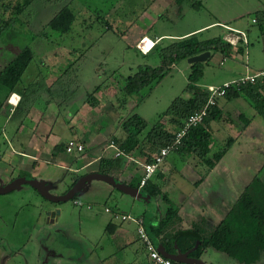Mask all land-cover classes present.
Instances as JSON below:
<instances>
[{
    "label": "crops",
    "instance_id": "crops-1",
    "mask_svg": "<svg viewBox=\"0 0 264 264\" xmlns=\"http://www.w3.org/2000/svg\"><path fill=\"white\" fill-rule=\"evenodd\" d=\"M174 1L155 0L157 3H167L169 6ZM180 10L178 9V12L175 14L176 16ZM257 11H264V4L255 7L253 12ZM241 15L234 14L228 19L236 20ZM253 18L255 16H252L247 21L246 28H242L238 24V21H234V25H227L224 22L225 20H223L199 25L181 34L151 36L143 32L136 38L134 45L138 49L136 44L141 39H144L143 47L147 49L150 43H152L151 48L147 51L149 53L154 45H159L164 39H182L190 36L192 33L198 34L200 31L209 29V27L212 28L211 26L215 24L221 25L228 31L231 29L242 32L245 35L246 44H244L243 39H240L236 45L232 46L228 56L217 52L212 54L209 59L208 63L211 62L219 66L230 62L226 65L224 75H222L217 83L209 82L203 84L205 87L220 86L234 81L245 74L264 71L262 65L250 68L243 64V55L247 52V45L249 44V34L257 35L256 32L252 31L253 26L258 30L259 36H262V48L264 50V26L260 27L257 23H252L251 20ZM231 35L232 32L229 31L221 37L226 40ZM253 47L252 50L254 49ZM141 54L146 56L145 53ZM43 61L37 64L39 67L36 66L27 76L31 63L28 65L25 70L27 72H24L21 82L7 98L8 116L12 119L16 117L20 120L15 123L12 132L8 136L2 134L3 144L6 148L5 150H2V147L0 148V185L16 177L25 176L44 181L49 189L52 187L51 191L57 192L55 195H60L79 176L85 173L99 172V162L101 159L121 157L120 168L113 170L108 175H111L117 182L138 188L142 196H130L98 180L86 183L72 199L74 205L83 207V204L76 199L77 196H89V199L94 202H97L95 200H98L101 196H108L112 198L113 204L108 205L106 203L102 209L99 206L96 207L97 209L95 208L96 210L90 205H86V209L82 210L80 217L76 219L80 222L79 224H84V229H79L78 234L71 232L70 226H72V222L62 221V210L60 205H57L60 203H52L53 205L44 211L46 227L38 230L42 233V243L40 245L42 252L41 254L38 252L34 254L33 261L35 263L152 264L138 239L136 223L129 220L122 221L119 215H130L137 219L140 218L143 220L145 228H152L155 231L168 208L167 203L163 199V196L166 197L177 207L178 212L173 225L163 230L156 238L163 246L168 243L171 244L170 248H173V250L174 247L180 249L176 245V241H172L171 239V242H169L167 238L170 234L172 235L176 231L192 229L195 225L201 230L216 226L225 217L244 187L253 177L251 176L249 179L248 177L243 178L244 173L239 168H236V166L233 167V164L227 160V154L233 145L240 143L239 141L246 134L252 135L250 134L252 122H248L242 125L241 134L240 136L238 135L239 139L230 136L234 139L233 144L222 158L215 162L211 169H207L194 156H183L178 161H167V158H164L162 163L157 167V170L147 180L152 187H159L161 194L155 196L145 194L142 191L143 186H139L143 173L141 165L145 163L147 156L152 159L158 148L149 152L148 146L143 145L131 154L116 156V150L119 149L115 140L123 139L124 134L121 126L112 133L113 127L111 123L117 120L115 118L118 116V112L116 107H113L110 104V100L106 98L110 88L108 86L103 88L100 86L101 84H98L91 90V92L93 91L92 99L97 104H89L88 95L90 92H87L86 98L79 108L74 111H67V113H65L66 109L61 112L60 106H65L69 101H71L69 103L73 104L74 101L72 100L78 93L75 92V89H71L65 93L67 98L64 101L60 100L61 91L59 90V86L61 85V88H65L64 76L66 70H55V68H52L49 74H44L40 66L47 65ZM187 65L189 69L190 64L188 62ZM37 83H43L45 87L39 90L35 87ZM32 86L34 87L32 88ZM97 86L100 87L97 88ZM50 89H55V92L54 90L53 92L49 91ZM25 91L27 106L24 111H26V116L23 117L21 114L13 115V111L20 101L21 93ZM41 99L43 101L42 104L40 103ZM16 100L17 104L15 106L11 104V102H15ZM232 101L246 103L241 98ZM223 102L224 99L218 102L221 109L225 105V102ZM39 103L41 107H39ZM226 113L227 116L224 118L227 117L228 121H235V117L239 115V117H243L237 111L234 112L235 117L231 116L229 112ZM59 115H62V119L57 123ZM231 117L233 119H230ZM223 122L226 125L227 121ZM227 126L228 124L222 128L225 127L226 129L224 128V130L227 131ZM69 140L81 144L83 150L79 153H67L65 145ZM213 142H211L210 148H213ZM111 144L113 146H110ZM45 164H51L58 168L62 174L61 179L47 174L50 172H45ZM65 173H68V175L63 176ZM65 178H69V180L65 181L64 186L60 188L58 181L62 182ZM68 181L69 185L67 188H64ZM242 184L244 185L243 188L240 186ZM220 189H223L224 192ZM85 223H87L86 226ZM96 233H100V237L97 238ZM172 237L169 236V238ZM220 253L226 255L209 247L203 250L199 258L204 264H212L211 261Z\"/></svg>",
    "mask_w": 264,
    "mask_h": 264
},
{
    "label": "rangeland",
    "instance_id": "rangeland-1",
    "mask_svg": "<svg viewBox=\"0 0 264 264\" xmlns=\"http://www.w3.org/2000/svg\"><path fill=\"white\" fill-rule=\"evenodd\" d=\"M69 1L35 0L24 15L11 21L10 12L5 13L2 9L3 3H7L8 0H0V25L10 21L0 30V69L18 49L29 46L34 58L28 68L27 76L36 66L39 67L37 64L42 63L43 60L48 66H40L44 74H49L52 68L66 70L65 88L59 86L61 91L59 98L64 101L67 98L65 93L71 89H75L78 94L72 100L73 104L69 101L65 106H60L61 112L66 109L65 113L79 108L86 98V93L91 92L94 86L98 84H103V88L108 86L110 91L106 98L118 112L115 118L117 120L111 123L112 133L121 126L125 118L132 114H137L149 126L156 122L166 123V118L161 119L159 116L175 98L186 97L182 91L189 73L187 60H180L173 64L170 71L150 88H144L138 94L131 96H121L125 79L135 72L137 66L161 64L156 50L146 56L136 50L134 44L141 33L146 32L151 36L181 34L208 22L223 20L227 25H234L233 22L238 21L242 28H246L247 21L254 16V8L264 4V0H175L170 3V6L167 3H157L155 0ZM164 1L167 2V0ZM68 2L75 13L71 30L66 34H59L46 28V22L53 12L64 4L68 5ZM178 9L181 10L176 16ZM234 14L242 15L236 20L228 19ZM211 27L198 34H192H196L199 39H209L221 37L229 32L219 24ZM252 31L258 36L249 34V44L247 52L243 55V64L250 68L261 65L264 67L262 36H259L254 26ZM170 41L164 39L159 45L164 46ZM229 63L226 62L225 65L220 66L211 62L204 64L201 85L209 82L217 83L224 75L226 65ZM42 102L41 99L40 103ZM222 107L223 111L229 112L233 117L236 111L243 113L244 117L236 116L235 121L224 118L223 121H227L226 125L228 124L227 131L224 130L225 127L222 128L226 126L223 121L214 126L212 134L214 146L209 154L212 156L223 147L228 134L239 139L244 119H250L252 135L246 134L239 141L240 143L234 144L227 154V160L233 164V167L236 166L244 173L243 178L249 179L261 170V180L264 181V120L255 114L253 108L242 101L225 103ZM5 112L0 113V148L2 147V150L6 148L3 144V135L8 136L15 123L20 120L16 117L12 119ZM61 119L62 115H59L57 123ZM166 158L167 161L181 159L175 152L169 153ZM44 167H46L45 172H50L47 174L61 179L62 174L58 168L51 164H45ZM65 174L63 176L68 175V173ZM67 180L69 178L63 179L62 182L58 181L60 188ZM68 185L69 181L64 188ZM240 186L243 188L244 185ZM50 189L51 193H57ZM220 190L224 192L223 189ZM76 199L83 204V207L74 205L73 200L57 204L62 210V221L72 222L71 232L76 234L79 229H84V224H79L80 222L76 219L80 217L82 210L86 209V205H90L93 209L101 206L102 209L106 203L113 204L112 198L108 196H101L95 200L97 202L91 201L89 196H77ZM51 205H53L52 202L42 198L27 184L0 195V264H39L33 261L34 254L42 252L40 250L42 233L38 230L46 227L44 211ZM96 236L100 237V233H96ZM211 263L238 264L222 253ZM255 264H264L263 259L261 258Z\"/></svg>",
    "mask_w": 264,
    "mask_h": 264
},
{
    "label": "trees",
    "instance_id": "trees-1",
    "mask_svg": "<svg viewBox=\"0 0 264 264\" xmlns=\"http://www.w3.org/2000/svg\"><path fill=\"white\" fill-rule=\"evenodd\" d=\"M34 1L8 0L7 3H3L2 9L5 13L10 12L11 21L12 19L17 20L19 16L24 15ZM71 1L73 0L69 2ZM69 2L68 5L64 4L61 8L54 11L53 14L51 13L52 15L46 22V28L59 34H66L71 30L75 20V13L69 7ZM254 16L256 23L260 27L264 26V11H257ZM9 22H3L0 25V30L6 27ZM232 46L234 45L222 37L199 39L196 34L182 39H172L164 46L154 45L151 51L156 50L161 64L157 66H137L135 72L125 79L121 96H131L138 94L144 88H150L170 71L173 64L180 60H187L206 51L210 53V56L204 62H196L189 65L187 83L182 91L186 97L175 98L159 116L161 119L166 118V123L156 122L154 125L149 126L137 114H132L122 121L121 130L124 138L120 140L114 139L118 149L123 154H131L133 151H137L140 146L146 145L150 152L155 148L159 149L173 143L176 133L183 127L187 118L195 111L202 109L208 100L209 91L207 87L200 83L203 77L204 64L209 62L211 55L214 53L218 52L228 56ZM139 53L141 54V52ZM145 54L148 55V53ZM33 56L32 49L29 46H24L18 49L15 55L0 69V113L7 111L5 113L9 114V111L5 109L7 107V98L21 82L26 68L34 58ZM100 86L102 87V84ZM100 86H97V88ZM35 87L40 90L45 85L37 83ZM53 90L55 92V89H50L49 91L53 92ZM25 93L26 91L21 93L20 101L14 109L13 115L21 114L23 117L26 116V111H24L27 106ZM92 95L93 91L88 95L90 105L96 103L92 99ZM237 98L243 99L254 109L255 114L264 120V80H257L253 84L243 85L239 89L231 87L227 89L222 97H217L214 105L207 108V115L201 124L192 126L185 132L173 152L180 157L194 156L207 169H211L215 162L227 152L234 141L232 137L228 136L223 147L210 156V144L213 141L214 126L227 116V113L220 108L218 102L224 99V102L228 103ZM241 114L243 116V113ZM248 122H250V119L245 118L243 123ZM120 159L121 157L101 159L99 172L108 175L113 170L119 169ZM151 161L152 159L147 156L145 163H150ZM260 173L261 170L251 178L225 217L211 230H201L195 225L192 229L176 231L172 235L170 234L169 236L173 237L169 238L168 236L169 242H171V239L176 241L178 248L181 251H185L192 248L195 242L199 240L198 248L191 253V256L196 258L200 257L204 249L211 247L225 253L239 264H254L258 261L261 255L264 256V182L261 180ZM142 191L149 196L161 194L159 187H152L147 181L143 185ZM163 199L167 203L168 208L155 231L151 228V232L155 237L167 227L173 225L178 212L177 207L171 201L164 196ZM164 237L166 239V235ZM164 247L168 251H173V248H170L171 244L167 243Z\"/></svg>",
    "mask_w": 264,
    "mask_h": 264
},
{
    "label": "built area",
    "instance_id": "built-area-1",
    "mask_svg": "<svg viewBox=\"0 0 264 264\" xmlns=\"http://www.w3.org/2000/svg\"><path fill=\"white\" fill-rule=\"evenodd\" d=\"M251 21L252 23H256V18H253ZM229 31L232 32V35L229 38H227L226 41H228L230 44L236 45L240 39H243L244 44L247 43L245 39V35L242 32L231 29H229ZM143 41L144 39H141L136 44V47L139 49L140 52L145 53L146 50L152 45V43H150L147 49H144ZM257 80H261V81L264 80V71L255 74H245L234 81L224 83L220 86H208L207 89L209 91V97L206 102V105L202 109L192 113L187 118V120L183 124V127L176 133L175 141L173 143L159 148L152 157V161L150 163H143L141 165L143 173L139 181V186L142 187L146 183V181L151 177V175L157 170V167L162 163L164 158H166L169 153L173 152L176 149L177 144L179 143L180 139L185 134V132L192 126H196L203 122L205 116L207 115V108L215 104L217 97H222L226 93L227 89L231 87L235 89H239V87L246 84H253ZM11 104L15 106L17 104V100L15 102H11ZM110 146H113V144H111ZM115 149L117 148L115 147ZM82 150H83V146L73 140H69L65 145V151L67 153H72V152L79 153ZM116 151H117L116 156L123 154L119 150ZM115 216L118 217V215L116 214ZM119 218L122 221L129 220L136 223L137 225L136 232L138 239L141 242L147 257L152 264H176L174 261L165 258L156 250L154 244L152 243L151 239L149 238V236L145 231L142 219L140 218L137 219L135 217H131L130 215H119Z\"/></svg>",
    "mask_w": 264,
    "mask_h": 264
},
{
    "label": "water",
    "instance_id": "water-1",
    "mask_svg": "<svg viewBox=\"0 0 264 264\" xmlns=\"http://www.w3.org/2000/svg\"><path fill=\"white\" fill-rule=\"evenodd\" d=\"M209 55L210 53L206 51L201 54L190 57L189 59H187V62L189 64L196 62H204L209 57ZM94 180L105 182L130 196H142V193L139 192L138 188L128 186L121 182H117L111 175L103 174L100 172H90L79 176L71 184V186L63 194L60 195L52 194L49 191V188L47 187L46 183L42 180L19 176L12 179L7 184L0 185V195L9 193L19 188L21 185L27 184L31 186L44 199L52 203H64L69 200H72L86 183H89ZM145 231L151 239L152 243L154 244L156 250L165 258L174 261L176 264H204L199 257L196 258L190 255L198 248L199 240H197L194 246L189 250L181 251L180 249L174 247V250L171 252L166 250V248L159 243L157 238L153 236L151 228H145Z\"/></svg>",
    "mask_w": 264,
    "mask_h": 264
},
{
    "label": "flooded vegetation",
    "instance_id": "flooded-vegetation-1",
    "mask_svg": "<svg viewBox=\"0 0 264 264\" xmlns=\"http://www.w3.org/2000/svg\"><path fill=\"white\" fill-rule=\"evenodd\" d=\"M11 180H12V179H11ZM11 180H10V181H11ZM263 182H264V181H263ZM7 183H8V182H7ZM7 183H5V184H7ZM3 185H4V184H3ZM212 228H213V227H211L210 229H202V230L208 231V230H211ZM261 258L263 259V262H264V256H263V255L260 256L259 260H260ZM259 260H258V261H259ZM258 261H256L255 263H257ZM255 263H254V264H255Z\"/></svg>",
    "mask_w": 264,
    "mask_h": 264
},
{
    "label": "clouds",
    "instance_id": "clouds-1",
    "mask_svg": "<svg viewBox=\"0 0 264 264\" xmlns=\"http://www.w3.org/2000/svg\"><path fill=\"white\" fill-rule=\"evenodd\" d=\"M152 46V45H151ZM151 46L146 50V52L145 53H147V51L151 48ZM142 53V52H141Z\"/></svg>",
    "mask_w": 264,
    "mask_h": 264
},
{
    "label": "bare ground",
    "instance_id": "bare-ground-1",
    "mask_svg": "<svg viewBox=\"0 0 264 264\" xmlns=\"http://www.w3.org/2000/svg\"><path fill=\"white\" fill-rule=\"evenodd\" d=\"M144 46V45H143Z\"/></svg>",
    "mask_w": 264,
    "mask_h": 264
}]
</instances>
